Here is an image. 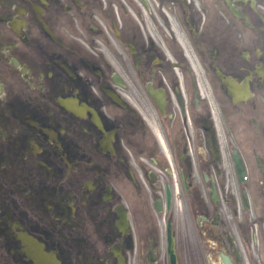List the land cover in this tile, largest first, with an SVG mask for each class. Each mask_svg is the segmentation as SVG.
Wrapping results in <instances>:
<instances>
[{"label": "flooded vegetation", "instance_id": "1", "mask_svg": "<svg viewBox=\"0 0 264 264\" xmlns=\"http://www.w3.org/2000/svg\"><path fill=\"white\" fill-rule=\"evenodd\" d=\"M170 240L264 264V0H0V264Z\"/></svg>", "mask_w": 264, "mask_h": 264}]
</instances>
